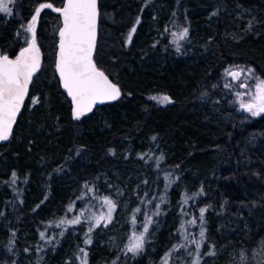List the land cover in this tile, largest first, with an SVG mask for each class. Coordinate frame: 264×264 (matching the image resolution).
<instances>
[{"label":"trees","instance_id":"obj_1","mask_svg":"<svg viewBox=\"0 0 264 264\" xmlns=\"http://www.w3.org/2000/svg\"><path fill=\"white\" fill-rule=\"evenodd\" d=\"M62 1L13 0L11 14L0 12V52L16 56L39 4ZM55 9L37 17L39 68L0 141V264L54 263L67 220L110 193L101 182L110 159L135 167L124 190L128 224L151 223L140 251L97 252L90 243L88 264H264V113L238 110L224 84L233 64L264 77V0H98L94 60L120 94L79 119L52 68ZM185 28L184 39L173 36Z\"/></svg>","mask_w":264,"mask_h":264},{"label":"snow or ice","instance_id":"obj_2","mask_svg":"<svg viewBox=\"0 0 264 264\" xmlns=\"http://www.w3.org/2000/svg\"><path fill=\"white\" fill-rule=\"evenodd\" d=\"M12 2L13 0H0V12L11 14L9 4ZM51 7L50 3L41 4L36 9L31 23L28 24L27 31L33 33V43L30 48L21 52L20 56L15 60H10L7 56L0 57V140L9 138L16 115L27 94L28 84L39 68L38 49L35 46V24L40 11L43 8ZM55 10L63 15L57 69L63 86L75 105L74 117L79 119L85 112L91 111L92 106L97 101L115 100L120 93L119 89L109 82L104 73L96 69L92 61L97 17L96 0H67L63 8ZM132 31L134 32L135 29L133 28ZM187 34L188 29L185 28L178 37L176 33H173V36L177 39H184ZM130 39L131 35H129ZM225 71L233 80H239L244 70L229 71L226 69ZM251 71V69L248 70L249 73ZM152 99H156L160 103L169 102V97L167 96L153 97ZM35 102L34 100L33 103ZM240 106L253 116L264 113V80H261L256 85V92L252 100L248 103L241 102ZM102 206L107 207V212L106 214L93 217L96 226H99L104 220L110 222L116 207L108 197H104ZM204 212L205 209H200L201 220ZM80 222L79 217L67 220L69 225L79 224ZM60 223H65V221L62 220ZM150 223L151 218L149 217L147 223L143 225V232L139 235L134 233L130 238L127 248L129 252L136 253L142 249L144 233L148 231V224ZM190 223L195 224L196 220H192ZM133 224H135V218H133ZM43 235L41 233L42 237ZM200 236L201 238L204 236L203 229L200 231ZM90 242V240L85 241V243ZM192 243H196V247L199 249L200 245L198 242L193 240ZM81 252H83V249H81ZM241 261H244V256H241ZM82 264H86V260L82 261ZM164 264H167V259H165ZM192 264H200L199 259H194Z\"/></svg>","mask_w":264,"mask_h":264},{"label":"rangeland","instance_id":"obj_3","mask_svg":"<svg viewBox=\"0 0 264 264\" xmlns=\"http://www.w3.org/2000/svg\"><path fill=\"white\" fill-rule=\"evenodd\" d=\"M40 5L41 4H39V7ZM52 9H55V7L52 6ZM35 13L36 9L31 17H29L22 26L27 36V45L29 42H33V33L27 31V26L29 23H31L32 17L33 15H35ZM2 56L7 55L0 52V57ZM226 69L229 71L233 69L244 70L239 80H233V78L227 75L225 71L224 84L232 90L235 98L234 101L236 108L252 115L250 112H247L243 108H241L240 105L241 102L248 103L252 100L256 92V85L261 80H264V77L248 65L233 64L227 66L225 70ZM249 69L252 70L251 73L248 72ZM163 96L164 95H158L157 97ZM43 107L45 109L48 107V100L46 97L44 99ZM47 115L48 112L44 114L45 117ZM38 119L42 120L41 116H39ZM38 119L36 118L34 120L35 124H37L36 122L39 121ZM98 122H100L101 127L104 125L103 120H98ZM37 126L38 127L36 128V131L39 130L42 125L37 124ZM260 151L264 154V144L260 146ZM134 168L135 167H132L131 165L125 164L123 161L110 159V161L108 160L106 162V172H104V174L101 176V182L104 184L106 191L110 192L104 197H108L109 199H111L116 206L115 210L112 213L111 221L109 222L107 220H104L99 226H96L95 220L93 219V217L106 214L107 207L102 206L104 197L102 199V202H98V204H92L87 201L82 207H80L81 209H79L78 212L79 215L82 216V218L80 219L81 222L79 224H73L69 226V234L65 239L63 238L61 240V247H59L58 255L57 257H55V262H52L50 264H82V261L85 260L86 264H88L86 252L87 244L89 245L91 243V246L96 249L97 252L105 250L107 253L114 254L119 248H121L122 250L128 248L130 238L134 233L139 235L141 232H143V225L145 223L141 224V227L136 229H132L128 224L129 215L131 213V210L129 209L131 200L127 197L124 190L129 186L130 179L135 176L133 172V170H135ZM36 177L38 179L37 181L39 182V188H42V171H39ZM73 185L74 184H72V182L63 180V186L65 188L69 187L72 190V188L75 187H73ZM80 199H82V197ZM5 222L6 221H4V223ZM4 226L5 225L2 224L1 230L4 228ZM90 228L91 230H89ZM90 231H92V235L89 234ZM52 236L54 235H47L43 237L41 236V238H44L47 240V242H50L53 238H55ZM86 240H90L91 242L85 243ZM52 246H54V242L47 246V250L49 252L53 250ZM81 249H83V252H81ZM99 256H101V254L97 253V257Z\"/></svg>","mask_w":264,"mask_h":264},{"label":"water","instance_id":"obj_4","mask_svg":"<svg viewBox=\"0 0 264 264\" xmlns=\"http://www.w3.org/2000/svg\"><path fill=\"white\" fill-rule=\"evenodd\" d=\"M67 3V0H63L62 1V4H61V6H59V8H63L64 7V5ZM96 7H97V17H96V27H95V46H94V49H93V51H92V61H93V63L95 64V66H96V69L98 70V71H100V72H103L104 73V75L108 78V80H109V82L110 83H112L113 85H115L118 89H119V86L102 70V69H100L99 67H97V65H96V63H95V60H94V52H95V48H96V42H97V38H98V0H96ZM58 14H59V25H58V28H57V31H56V36H57V40H56V44H55V52H54V60H53V69H54V72H55V74H56V76H57V78H58V83H59V86H60V88H61V90L66 94V96L68 97V99H69V101H70V107H71V111H72V114H73V116H74V108H75V105H74V103L72 102V98L68 95V93H67V90L64 88V86H63V82H62V79H61V77H60V73H59V71H58V69H57V63H58V61H59V53H60V31H61V29L63 28V15H62V13L61 12H58ZM32 41L31 42H29L28 43V45L27 46H25L22 50H20V52L16 55V56H14V57H8L10 60H15L17 57H19L20 56V54H21V52H23L25 49H28V48H30V46L32 45ZM36 46V45H35ZM36 49H37V47H36ZM38 56H39V52H38ZM39 62H40V56H39ZM234 70V69H233ZM34 75V74H33ZM29 84H30V82H29ZM29 84H28V87H29ZM28 91V90H27ZM119 93H120V89H119ZM26 96V95H25ZM110 101H113V100H105V101H103V102H100V101H97L93 106H92V109L91 110H93L95 107H97V106H99V105H101V104H103V103H107V102H110ZM23 105V104H22ZM22 105H21V107H20V110H19V112L17 113V115H16V119H17V117H18V115H19V113H20V111H21V109H22ZM88 112H90V111H88ZM85 113H87V112H85ZM16 119H15V121H16ZM15 123V122H14ZM14 123H13V125H14ZM13 125H12V127H13ZM0 141H2V140H0Z\"/></svg>","mask_w":264,"mask_h":264}]
</instances>
